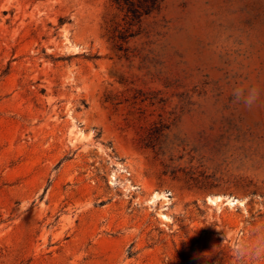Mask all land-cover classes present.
<instances>
[{"label": "rangeland", "instance_id": "1", "mask_svg": "<svg viewBox=\"0 0 264 264\" xmlns=\"http://www.w3.org/2000/svg\"><path fill=\"white\" fill-rule=\"evenodd\" d=\"M0 264H264V0H0Z\"/></svg>", "mask_w": 264, "mask_h": 264}, {"label": "trees", "instance_id": "2", "mask_svg": "<svg viewBox=\"0 0 264 264\" xmlns=\"http://www.w3.org/2000/svg\"><path fill=\"white\" fill-rule=\"evenodd\" d=\"M164 0H112L114 4H116L121 10L125 12V16L128 19L129 24H139L142 19L145 16H148L152 14L154 11H156L161 3ZM152 140L147 141V146L152 147L157 152L160 151V149H157V144L155 143V139L152 136L150 138ZM170 173L173 177H177V170L171 169L166 170V173ZM187 182L189 184L194 185H201L203 187H206L207 182L204 180H200L198 177H195L193 175L186 174Z\"/></svg>", "mask_w": 264, "mask_h": 264}, {"label": "clouds", "instance_id": "3", "mask_svg": "<svg viewBox=\"0 0 264 264\" xmlns=\"http://www.w3.org/2000/svg\"><path fill=\"white\" fill-rule=\"evenodd\" d=\"M260 97V91L255 88H234L232 92L233 103L243 104L245 107L254 106Z\"/></svg>", "mask_w": 264, "mask_h": 264}, {"label": "bare ground", "instance_id": "4", "mask_svg": "<svg viewBox=\"0 0 264 264\" xmlns=\"http://www.w3.org/2000/svg\"><path fill=\"white\" fill-rule=\"evenodd\" d=\"M220 200H222V196H217V197L212 198L211 203H214V204L216 205V204H218V202H219ZM228 201H229V203H231V205L234 204L235 201L238 202V201L235 200V199H229ZM241 201H242V200H241ZM221 202H222V201H221ZM165 216H166V215H165ZM165 216H164V217H165ZM165 218H166V217H165Z\"/></svg>", "mask_w": 264, "mask_h": 264}, {"label": "water", "instance_id": "5", "mask_svg": "<svg viewBox=\"0 0 264 264\" xmlns=\"http://www.w3.org/2000/svg\"><path fill=\"white\" fill-rule=\"evenodd\" d=\"M215 196H219V195H206L205 197H204V199H203V201L205 202V203H211V200H212V198H214ZM221 196V195H220ZM224 197H225V195H223Z\"/></svg>", "mask_w": 264, "mask_h": 264}]
</instances>
